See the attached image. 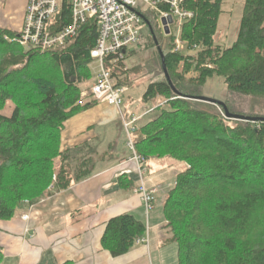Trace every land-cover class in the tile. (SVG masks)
I'll return each mask as SVG.
<instances>
[{"label": "trees", "instance_id": "16d2710c", "mask_svg": "<svg viewBox=\"0 0 264 264\" xmlns=\"http://www.w3.org/2000/svg\"><path fill=\"white\" fill-rule=\"evenodd\" d=\"M222 4L186 0L194 16L182 25L184 51H175L155 15L143 12L175 91L149 28L136 45L152 54L129 69L130 75L152 79L144 102L162 99L155 118L140 124L141 117L135 124V153L144 163L171 158L186 164L162 207L163 229L170 234L165 241L176 244L177 264H264V121L230 119L220 106L188 98L201 96L206 79L217 75L226 85L223 102L231 113H240L238 98L264 100V0L243 1L229 46L216 40ZM70 20L69 4L61 0L50 30ZM14 35L0 28V220L10 219L26 201L33 203L91 174L93 159L83 156L91 146L62 148L61 133L68 119L98 104L92 98L83 103L79 86L91 77L90 50L98 37L94 19L62 46L47 50L26 49L4 38ZM110 57L105 62L115 77L119 71L108 65ZM116 85L126 86L124 80ZM247 115L264 117V110ZM82 156L76 166L70 164ZM118 181L132 185L125 175ZM145 233L144 223L123 213L107 221L101 245L120 256ZM2 259L0 247V264Z\"/></svg>", "mask_w": 264, "mask_h": 264}, {"label": "crops", "instance_id": "0c3cea01", "mask_svg": "<svg viewBox=\"0 0 264 264\" xmlns=\"http://www.w3.org/2000/svg\"><path fill=\"white\" fill-rule=\"evenodd\" d=\"M25 4L26 0H0V28L17 30L22 24ZM116 112L115 108L98 102L75 114L65 123L61 147L88 143L94 150V145L101 142L96 126L116 119ZM120 125L122 127L121 122ZM110 131L108 127L104 137H111ZM130 157L131 154L111 155L105 159L104 154L99 155V160L92 162L90 175L66 189L54 191L41 203L34 202L27 221L21 218L28 211L27 205L21 206L10 219L0 220L1 264H62L66 261L71 264H177L176 244L166 242L164 237L163 196L157 191L154 207L146 213L136 191L139 180ZM166 163L170 162L151 160L144 164L147 189L164 188L170 183L171 175H167L176 165L169 164L166 168ZM163 169L169 172L160 171ZM121 175L131 180L132 185H120ZM123 213L144 223L148 242L134 245L123 255L112 256L102 247L101 237L107 221Z\"/></svg>", "mask_w": 264, "mask_h": 264}, {"label": "built area", "instance_id": "2783aa9c", "mask_svg": "<svg viewBox=\"0 0 264 264\" xmlns=\"http://www.w3.org/2000/svg\"><path fill=\"white\" fill-rule=\"evenodd\" d=\"M61 0H26L21 26L14 30L15 35L5 36V40L17 42L24 48H37L47 50L62 46L72 38L77 31L90 19H94L98 37L95 45L90 50L92 63L95 62L94 79L88 91H81V99L90 96L92 99L103 102L116 109L121 118V124L126 132V145L131 151V157L137 174L139 184L136 191L139 193L145 211L148 213L154 207L156 187L147 189L144 184L146 172L143 159L135 153L132 133L135 131L136 122L142 115L129 114L125 118L121 111L126 86H117L116 79L110 68L106 66L123 60L128 47L136 44L140 38V25L143 22L141 15L148 11L155 15L159 29L168 28L165 36L172 37V46L175 51H184L186 43L181 39V29L184 22L193 18L194 13L188 9L186 0H67L71 10L70 22L61 29L53 32L50 30L51 19L57 13ZM171 22H168V18ZM165 20V24L162 23ZM144 23V22H143ZM54 178V177H53ZM44 197L36 202H43ZM34 203V202H33ZM25 202L28 211L22 214L24 221L29 219V213L34 204ZM144 234L135 240V245L147 243Z\"/></svg>", "mask_w": 264, "mask_h": 264}, {"label": "rangeland", "instance_id": "374dc122", "mask_svg": "<svg viewBox=\"0 0 264 264\" xmlns=\"http://www.w3.org/2000/svg\"><path fill=\"white\" fill-rule=\"evenodd\" d=\"M243 1L244 0H223V4L221 7L222 13L220 14L217 25L216 40L217 42L223 44L224 46H229L236 38L242 7H243ZM11 30L12 32L14 31L13 29ZM140 31L143 35H146L148 33V26H146L145 24H141ZM161 33L163 36L166 35V33L164 35L163 30H161ZM140 47L141 46L139 44L137 45L133 44L129 46L127 50L128 53L126 54L125 59L114 62V64H111V67L112 68L116 67L117 70L119 71L117 73L118 76H115L116 81L124 80L127 87V92L124 94L123 102L121 105L122 113L124 114L125 118H128L129 114L142 115L143 119L139 121V123L141 124L155 118L159 114L160 111L157 106L162 103V99L156 98L154 100L144 102L142 100V96L146 91L148 84L152 81L150 75L147 74L144 75L142 73L133 76L129 74V69L131 67L143 63L152 54V49L149 48L143 50ZM93 66H96L95 62L93 63L91 62L89 65L91 71V77L87 81L82 82L79 85L81 91H88L89 86L93 82L94 79ZM227 93L228 91L223 81V78L217 75H213L206 79L202 88L201 95L209 99L223 101L226 98ZM90 98H91L90 96L86 95L82 98V102L84 103L90 100ZM238 100L239 103L237 104L236 107L239 109L240 113L238 112L235 114L248 116L247 113H249L250 111H252L255 114H259L262 113V111L264 110V100L255 99L252 97H241L238 98ZM220 108L222 114H224L225 117H227L224 109L222 107ZM116 113H117L116 119H113L110 123L105 125L98 124L96 126L95 132L99 133L98 137L101 140L100 142L101 145L100 143L95 144L94 150L93 148H91V151L93 150L92 152L86 149L85 154H83L84 157L91 156L93 160H97V159L99 160L98 157L99 155L102 156V154H104L105 159H109L111 155L118 157L122 155L128 156L131 154V151L128 149L127 145H123L125 144V139L127 141V136L124 128H122L123 126L121 127L120 125L121 122L120 115L118 114V112ZM108 127L111 128L112 130L110 131L112 132L111 137L108 136L104 137V132ZM83 156L81 158H77L75 160L70 161V164L72 166H76L79 163V161L83 159ZM161 159L162 160H156V161L164 162L165 160H167L168 162H170L169 164H171V167L174 166V164L176 165L175 169L173 168L169 169L171 170V173L168 174L167 176L169 177L171 175L169 178L170 183L165 185L164 188L156 187L157 189H159L158 190L159 193L158 192L157 193L163 196V203H164L165 196L168 190L175 185L177 173L180 172L185 167L186 164L177 162L171 158H161ZM169 164L165 165V167L166 168L169 167L168 166ZM160 171H163L164 173L169 172L168 169H163ZM168 236L170 237V234L167 233L164 237L167 238Z\"/></svg>", "mask_w": 264, "mask_h": 264}, {"label": "water", "instance_id": "95a60500", "mask_svg": "<svg viewBox=\"0 0 264 264\" xmlns=\"http://www.w3.org/2000/svg\"><path fill=\"white\" fill-rule=\"evenodd\" d=\"M142 19H143V22L145 23L146 26H148L151 34H152V37H153V40H154V43H155V46H156V49L158 51V54L161 58V62H162V68L164 70V75L166 77V80L168 82V84L171 86V88L175 91L174 87L172 86V83L170 81V78L168 76V73L166 72V69H165V65H164V54L160 48V46L158 45V42L155 38V36L153 35V32H152V29L150 28V25L148 23V21L144 18V16H142ZM171 18L169 17L168 18V22H171ZM162 23L165 24V20L162 19ZM164 32L167 34L168 33V28L165 27L164 28ZM189 99H193V100H198V101H204V102H209V103H212V104H216L220 107H222L225 111V114L228 118H233V119H237V120H245V121H251V122H255V121H264V117H260V116H246V115H241V114H235V113H231L228 111L226 105L224 104L223 101H218V100H214V99H209V98H206L204 96H195V97H188Z\"/></svg>", "mask_w": 264, "mask_h": 264}]
</instances>
